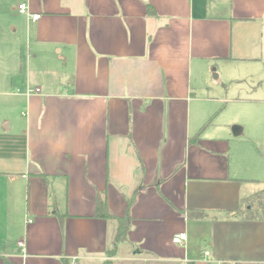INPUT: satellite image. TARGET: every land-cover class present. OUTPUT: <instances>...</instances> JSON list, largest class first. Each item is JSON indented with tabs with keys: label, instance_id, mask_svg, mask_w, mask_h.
<instances>
[{
	"label": "crops",
	"instance_id": "1",
	"mask_svg": "<svg viewBox=\"0 0 264 264\" xmlns=\"http://www.w3.org/2000/svg\"><path fill=\"white\" fill-rule=\"evenodd\" d=\"M212 62L264 105V0H0V214L17 234L0 264H264V221L236 212L264 190V136L202 135ZM98 199L132 217L114 255Z\"/></svg>",
	"mask_w": 264,
	"mask_h": 264
},
{
	"label": "rangeland",
	"instance_id": "2",
	"mask_svg": "<svg viewBox=\"0 0 264 264\" xmlns=\"http://www.w3.org/2000/svg\"><path fill=\"white\" fill-rule=\"evenodd\" d=\"M234 66L235 64L212 62L197 79L199 87L195 92L201 100L193 106L192 111L203 136H223L226 132L231 133L234 126L245 128L243 137L264 136V127L257 126L256 122L252 127L249 122L252 119H264V105L254 106L250 98H254L255 94L248 93L249 89L243 80L236 79L235 75L240 71ZM259 94L263 95V91ZM10 231L0 214V252L14 245L17 234L9 236Z\"/></svg>",
	"mask_w": 264,
	"mask_h": 264
},
{
	"label": "trees",
	"instance_id": "3",
	"mask_svg": "<svg viewBox=\"0 0 264 264\" xmlns=\"http://www.w3.org/2000/svg\"><path fill=\"white\" fill-rule=\"evenodd\" d=\"M148 14L157 15L156 9L152 5H147ZM131 201L129 206H131ZM199 213V211H193ZM238 216L245 221H264V190L256 195L244 199L236 211ZM97 218H114L118 221L117 235L114 241V248L110 251V255H114L121 243L128 241L132 217L128 210L125 216L116 217L111 214L106 199H98L96 202ZM67 263V261H66ZM102 264H112L111 261H104Z\"/></svg>",
	"mask_w": 264,
	"mask_h": 264
},
{
	"label": "built area",
	"instance_id": "4",
	"mask_svg": "<svg viewBox=\"0 0 264 264\" xmlns=\"http://www.w3.org/2000/svg\"><path fill=\"white\" fill-rule=\"evenodd\" d=\"M17 12L21 15H26L34 20H37L40 15L36 14V13H32L30 10V6L28 5V3L23 2L20 3L17 7ZM35 93V94H40L41 93V88H35V89H31L29 92V95ZM188 238L187 233L183 232V233H179L177 235L174 236L173 238V243L174 244H183ZM18 246L22 249L25 248V243L24 242H19ZM209 255V252L206 253V256Z\"/></svg>",
	"mask_w": 264,
	"mask_h": 264
},
{
	"label": "water",
	"instance_id": "5",
	"mask_svg": "<svg viewBox=\"0 0 264 264\" xmlns=\"http://www.w3.org/2000/svg\"><path fill=\"white\" fill-rule=\"evenodd\" d=\"M242 128L240 126H234L233 127V134L235 136H238L241 133Z\"/></svg>",
	"mask_w": 264,
	"mask_h": 264
}]
</instances>
